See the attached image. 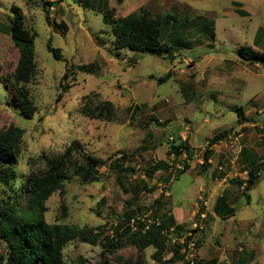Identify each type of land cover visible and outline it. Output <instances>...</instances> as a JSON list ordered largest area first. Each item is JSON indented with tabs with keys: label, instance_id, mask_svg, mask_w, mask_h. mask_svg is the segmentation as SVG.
<instances>
[{
	"label": "rangeland",
	"instance_id": "1",
	"mask_svg": "<svg viewBox=\"0 0 264 264\" xmlns=\"http://www.w3.org/2000/svg\"><path fill=\"white\" fill-rule=\"evenodd\" d=\"M44 1L50 3L46 6L49 17L61 23L60 28L45 19ZM232 1L123 0L117 4L116 0H0V133L10 125L23 130L15 164L17 182L9 180L6 186L0 181V197L14 190L24 175L42 169L46 159L65 154L76 142L79 149L67 155L71 168L85 166L82 152L107 162L96 168L97 181H85L79 172L64 182L61 192L52 193L45 202L49 223L108 229L111 234L109 226H124L129 213L143 211L153 219L170 206L191 210L201 182L203 195L211 204L221 194L237 201L234 215L208 220L198 247L199 259L216 256L217 264H235L242 246L255 253L243 264H264V173L250 191L249 203L230 182L236 176H247L238 156L240 139L255 154L264 145V66L241 60L238 54L241 45L264 52V0H237L244 10L242 16L234 11ZM12 6L21 8L25 26L36 33V71L27 85L37 108L31 119L23 118L13 104L8 80L18 58L5 30L14 16ZM141 6L152 16L173 15L174 22L163 30L164 39L188 41L175 52V58H155L128 49L114 55L113 36L102 22L104 9L115 7V17H121ZM48 42L58 50L59 58L47 49ZM78 65H89L90 71L78 70ZM67 68L69 76L64 79ZM168 70L170 78L159 83L157 79ZM61 83L69 87L62 91ZM59 93L62 96L57 100ZM103 101L112 107L110 119L91 118L81 112L86 103L93 106ZM133 105L139 108L129 114L126 109ZM232 106H243L251 121L239 125ZM230 127V136L216 146L211 166L199 171L206 138ZM177 137L194 147L190 169L178 179L184 156L166 154L171 139ZM144 145L148 148L136 150ZM118 151L133 152L121 163L132 171L120 179L108 167L120 155ZM156 160H166L171 168L148 177L145 171ZM0 164L5 165L1 150ZM213 169L224 175L213 174ZM155 199L164 204L163 209ZM163 246L162 260L178 264L169 261L176 247L167 242ZM153 253V247L139 252L127 246L102 254L98 246L78 239L63 250L67 264H78L80 259L82 264H157ZM2 256L6 249L0 241V259Z\"/></svg>",
	"mask_w": 264,
	"mask_h": 264
},
{
	"label": "trees",
	"instance_id": "2",
	"mask_svg": "<svg viewBox=\"0 0 264 264\" xmlns=\"http://www.w3.org/2000/svg\"><path fill=\"white\" fill-rule=\"evenodd\" d=\"M123 0H116L117 4H121ZM48 1H44L43 11L44 17L48 24L53 22L58 28L61 23H57L54 19H50L49 11L46 6H49ZM14 16L9 20L8 27L5 29L10 36L11 41L18 50V58L13 71L9 74L8 80L12 83V92L14 105L18 108L21 116L25 119H31L36 113L37 108L30 95L27 87L32 80L36 71V61L34 53V39L36 33L25 26L24 14L21 8L12 6ZM115 7L105 8L102 13V22L110 30L112 38V46L115 55L120 53L121 49H128L138 53H147L155 58H175V52L181 50V47L188 45V41H180L181 39L165 40L163 30L166 26L170 27L171 22H174V17L171 14L152 16L148 8L141 6L137 10L130 12L125 16L115 17ZM185 21V20H184ZM2 22H0V26ZM167 27V28H168ZM214 37V31H212ZM47 49L51 51L55 58H59L58 50L47 43ZM238 54L241 60L248 63H259L264 66V52L254 50L249 45H241L238 48ZM78 70L85 72L90 71L89 65H78ZM68 68L63 74V78L69 76ZM71 72V71H69ZM171 76V71L168 70L157 81L163 83ZM69 85L61 83L62 91L66 90ZM62 96V93L57 95V100ZM138 105L129 106L126 110L129 114L133 109H138ZM231 110L236 113L237 123L249 122L251 119L244 114L242 106L231 107ZM81 112L91 118L112 117V107L110 102L103 101L91 105V102L86 103L81 107ZM154 117L152 116L151 119ZM155 123L160 124V121L155 119ZM232 127L220 130L213 134L208 140L203 150L202 162L200 170L204 172L209 166L213 154L212 146L219 141L225 140L230 136ZM23 135V130L17 126L10 125L0 133V150L4 156L5 165L0 164V181L4 185L10 181L17 182V172L15 164L20 157V142ZM177 140V141H176ZM176 140L171 139L166 154L178 157L184 154L182 168L178 170L176 179L184 174L189 168V161L192 159V148L186 139L177 137ZM144 145L136 150L147 149ZM79 149V144L72 143L65 154L57 155L50 159H46L43 168L37 172L24 175V177L16 183V187L8 191L5 197H0V241L4 242L6 256H2V264H67L64 259L63 250L67 243L78 239L84 243L96 245L100 248L102 254H113L116 251L133 246L139 252L146 248L153 247V260L157 264H168V261L162 260L164 243H170L168 234L165 235L162 231H168L174 228V231L169 234L180 236L182 228L176 225L170 210H164L155 216L160 221L159 225H146L147 216L144 217L143 211L137 214L129 213L124 218V226L120 223L116 227L109 226L108 229L79 228L74 225L65 223H49L45 219L46 200L53 192L63 189L64 182L70 180L81 172V176L85 181H97L96 168L106 164V160L95 155L82 152L85 160V166H77L74 169L72 162L68 156L72 150ZM70 151V152H69ZM240 155L243 157L247 168L244 170L247 173L245 178L235 177L230 179V182L241 189L240 193L249 201V192L259 181L264 173V162H259L252 156L251 162L247 161L250 153L245 148H240ZM118 155L114 162L108 165L110 169L117 173L119 179L125 175V172L132 171L128 167H123L121 163L133 154L123 151H118ZM67 157V158H65ZM117 163V164H116ZM171 168L166 160H156L145 174L152 177L155 172H168ZM79 170V171H77ZM159 209H163L164 204L159 199H155ZM65 208V205H62ZM215 214L220 218H226L234 214L235 209L227 203L226 195L217 197L215 206ZM63 214H65L63 210ZM154 218V217H153ZM109 232V233H108ZM201 239L198 243L200 245ZM173 251V255L169 259L179 260V246ZM241 261L237 260L236 264L246 262L247 256L252 258L253 253H244ZM239 261V262H238ZM202 262L200 259L195 264H214ZM80 259L78 264H82ZM132 264H142L136 262Z\"/></svg>",
	"mask_w": 264,
	"mask_h": 264
},
{
	"label": "crops",
	"instance_id": "3",
	"mask_svg": "<svg viewBox=\"0 0 264 264\" xmlns=\"http://www.w3.org/2000/svg\"><path fill=\"white\" fill-rule=\"evenodd\" d=\"M232 5H233V7H234V11L236 12V13H239V14H241V16L242 15H244V10L241 8V3L239 2V1H237V0H233L232 1ZM260 30V27L258 28V30H257V32ZM257 32H256V35H257ZM114 55H115V53H114ZM119 55V54H118ZM254 64H259V63H254ZM260 65V64H259ZM262 66V65H261ZM232 107H234V106H232ZM242 108H243V106H242ZM230 109H231V107H230ZM243 110H244V108H243ZM244 112H245V110H244ZM246 122H243V123H239V125H243V124H245ZM225 129V128H224ZM220 130H223V129H220ZM220 130H218V131H220ZM217 131V132H218ZM242 133H240V134H238V136L239 135H241ZM213 136V135H212ZM210 137H208V138H206V144H207V140L209 139ZM237 138V136H235V139ZM223 141V140H222ZM222 141H219L217 144H214L211 148H212V150H213V154H212V156H211V158L209 159V161H210V163L212 162V158H213V156H215L216 155V146H218L220 143H222ZM242 141V138L240 139V148L242 147V148H245L249 153H250V157L249 158H247V161L248 162H251V160H252V156H254L256 159H257V161H259V162H264V145L262 146V149L260 150V153H254V152H252L250 149H249V147L246 145V144H244V143H242L241 142ZM206 144H205V146H206ZM193 146H194V144H193ZM205 146H204V148H205ZM252 147V146H251ZM191 148L192 149H194V147H192L191 146ZM240 148H239V151H240ZM204 150V149H203ZM202 155H203V152H202ZM183 156H184V154H183ZM219 156L220 157H222V153H220L219 154ZM238 156L240 157V159H241V162H242V166L243 167H245V168H247V166H246V164H245V162L243 161V157L240 155V153L238 152ZM193 160V158L190 160V161H192ZM210 166H211V164H210ZM209 166V167H210ZM208 167V168H209ZM218 168H221V166H218ZM190 169V163H189V168H188V170ZM187 170V171H188ZM186 171V172H187ZM244 171V170H243ZM213 174H217L218 176H223L224 175V173L223 172H218V171H216L215 169H213ZM237 177V176H236ZM235 178V177H234ZM240 178H243V177H240ZM200 190H202V192H203V188H202V185H201V182L198 184V186H197V191L195 192V194H194V202H193V204H192V208H191V210H187V209H183V208H180V207H178V206H170V214L172 215V217H173V219H174V222H175V224L176 225H180L181 226V228H182V230L185 228V227H187L188 226V223H189V221L192 219V218H194L195 216H198V213L200 212V213H204L205 214V217L203 218V223H204V226L206 227V225H207V222H208V220L210 219V221H212V220H214V217H218L216 214H215V211H214V206H215V202H216V199H217V197H219V196H221V195H224V194H221V195H219V196H217L216 198H215V200L213 201V203L211 204L210 202H209V200H208V198L205 196V198L208 200V206L207 207H203L201 204H199L198 205V203L195 201V198H197V195H198V193L200 192ZM250 193V192H249ZM203 194H204V192H203ZM226 197H227V195H226ZM237 201V199H236V197H227V203L229 204V206H232V207H235L234 206V204H235V202ZM245 201H246V199H245ZM249 201H250V194H249ZM249 201H246V203H249ZM235 209V208H234ZM235 213V212H234ZM234 215V214H233ZM218 218H220V217H218ZM221 219H224V218H221ZM205 227H204V230H205ZM202 231V234H201V239H202V236H203V232H205V231ZM239 249V253H238V257H237V259H236V262H237V260H240L241 261V257H242V255H245L244 253L246 252V253H253V256L255 255V253L253 252V250H249V251H246V250H244V248L241 246V247H239L238 248ZM209 254V253H208ZM208 256V255H207ZM201 259V261L202 262H206V263H210V262H212V261H215L214 262V264H217L218 263V258L216 257V256H212V257H210V258H208V257H205V258H203V257H200ZM239 262V261H238ZM236 264V263H235Z\"/></svg>",
	"mask_w": 264,
	"mask_h": 264
},
{
	"label": "built area",
	"instance_id": "4",
	"mask_svg": "<svg viewBox=\"0 0 264 264\" xmlns=\"http://www.w3.org/2000/svg\"><path fill=\"white\" fill-rule=\"evenodd\" d=\"M197 203L201 204L203 207L208 206V200L204 197L202 190L197 195ZM147 215L144 214V217ZM205 217L204 213H198V216L192 218L188 226L182 230V234L180 236H176L174 234H169V232L174 231V228H170L168 231H162L165 235L168 236L169 242L173 245L179 246V260L178 264H195L199 260L198 255V243L201 239L202 231L204 230L203 218ZM148 223L146 228H148L149 224L159 225L160 221L158 218L148 219L146 220Z\"/></svg>",
	"mask_w": 264,
	"mask_h": 264
}]
</instances>
